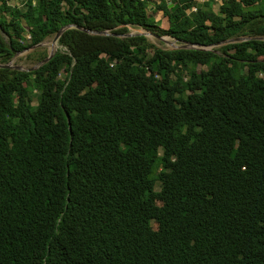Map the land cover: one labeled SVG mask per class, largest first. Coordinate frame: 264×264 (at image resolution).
Returning a JSON list of instances; mask_svg holds the SVG:
<instances>
[{
    "label": "trees",
    "instance_id": "trees-1",
    "mask_svg": "<svg viewBox=\"0 0 264 264\" xmlns=\"http://www.w3.org/2000/svg\"><path fill=\"white\" fill-rule=\"evenodd\" d=\"M212 1L0 0V63L116 34L0 67V264H264V40L119 36H264Z\"/></svg>",
    "mask_w": 264,
    "mask_h": 264
},
{
    "label": "water",
    "instance_id": "water-1",
    "mask_svg": "<svg viewBox=\"0 0 264 264\" xmlns=\"http://www.w3.org/2000/svg\"><path fill=\"white\" fill-rule=\"evenodd\" d=\"M70 27H74L76 29H80V30H84L88 33H91V34H98V35H116L114 33H111L109 32L108 30H89V29H84V28H81L77 25H74V24H65V25H62L60 26L56 31L55 33L52 35L51 37V40L49 42V44H55L57 43V39L59 37V35L61 34V32L66 29V28H70ZM141 28V27H140ZM142 30L141 31H138V32H126V33H122V34H119V36H134V35H143L144 37H146L147 35H151L157 39H160L162 41H166L164 37H171L169 35H160V34H157L155 32H151L149 30H145L143 28H141ZM172 38V41H169L168 44H170L169 48H166V49H177V48H181V49H186V48H195V49H210L211 46H215V45H220V44H225V43H231V42H239V41H242V40H248V39H260V40H264V36L263 35H257V36H242V35H237V36H233V37H230V38H227V39H224L220 42H217V43H214V44H207V45H201V44H197V43H191V42H188V41H184V40H177L176 38ZM175 41H178L179 44H174ZM44 42L43 40L36 43L35 45L31 46L34 47V46H40V45H43ZM56 50L55 46L54 47H51L49 48V50L47 51L46 55L44 56V58H42L41 60H39L38 62H36L33 66H30L28 68H22L20 66H17V65H12L11 64V60H9L8 62H5V63H0V67L2 68H11V69H16V70H30V69H33L35 68L37 65L47 61L51 56L52 54L54 53V51Z\"/></svg>",
    "mask_w": 264,
    "mask_h": 264
},
{
    "label": "rangeland",
    "instance_id": "rangeland-1",
    "mask_svg": "<svg viewBox=\"0 0 264 264\" xmlns=\"http://www.w3.org/2000/svg\"><path fill=\"white\" fill-rule=\"evenodd\" d=\"M10 2L14 3V2H19V0H9ZM197 3H199L200 1L202 0H196ZM220 3V0H213L212 1V5H211V8L214 12H216V9H217V5ZM191 11H193V9H191ZM160 16V13L156 16V19L157 20ZM142 29L138 26H134V25H127V32H138V31H141ZM151 35H147L145 37V39L148 41V42H151L153 43L155 46L157 47H160L162 49H166V48H169V44H167L168 42L167 41H162L160 39H157ZM51 37L52 36H48L46 38L43 39V42L44 44L43 45H40V46H34L32 48H26V49H23L21 50L20 52H17L15 53L12 57H11V64L12 65H17V66H20L22 68H28L30 66H33L36 62H38V57L41 55V54H46L47 51L49 50V48L54 47L55 48H58V45L57 43L54 44H49L50 40H51ZM164 38H168L169 40L168 41H172V38L171 37H164ZM157 39V40H156ZM174 44H179L178 41H175ZM212 48L214 46H211ZM210 47V48H211ZM36 50V52H34V50ZM197 68H199V66H197Z\"/></svg>",
    "mask_w": 264,
    "mask_h": 264
},
{
    "label": "bare ground",
    "instance_id": "bare-ground-1",
    "mask_svg": "<svg viewBox=\"0 0 264 264\" xmlns=\"http://www.w3.org/2000/svg\"><path fill=\"white\" fill-rule=\"evenodd\" d=\"M150 37H151V36H150ZM156 40H157V39H156ZM165 40L169 43V41H168L169 39H168V38H165ZM168 43H167V44H168ZM54 45H55V44H54ZM169 45H170V44H169ZM51 47H52V46H51Z\"/></svg>",
    "mask_w": 264,
    "mask_h": 264
}]
</instances>
